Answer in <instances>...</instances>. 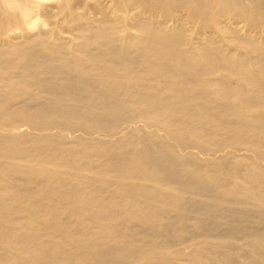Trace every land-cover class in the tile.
<instances>
[{
	"label": "bare ground",
	"instance_id": "bare-ground-1",
	"mask_svg": "<svg viewBox=\"0 0 264 264\" xmlns=\"http://www.w3.org/2000/svg\"><path fill=\"white\" fill-rule=\"evenodd\" d=\"M78 1L0 0V264H264V34L119 16L70 41ZM136 117L155 131L100 137Z\"/></svg>",
	"mask_w": 264,
	"mask_h": 264
},
{
	"label": "rangeland",
	"instance_id": "rangeland-1",
	"mask_svg": "<svg viewBox=\"0 0 264 264\" xmlns=\"http://www.w3.org/2000/svg\"><path fill=\"white\" fill-rule=\"evenodd\" d=\"M40 1L49 2L53 0ZM99 1L105 5L108 12L107 16L95 13V8L100 6L98 3ZM147 4H149V6ZM226 5V0H79L78 3L69 7L63 20L59 21L54 19L56 21L54 26L59 30L60 34L66 36L70 41L71 32H73L75 27L97 29L106 23L117 25L119 23V16H126L129 19V23L136 28L151 27L157 30L170 26H183L190 35L198 37L202 34H211L210 37L215 41L217 37L214 32H216V28H220L224 22L238 25L256 36L264 34V0H244L239 8L235 7V10L231 11V13L228 11L227 14H225L227 10L223 9ZM37 19L44 22L45 25L43 28L46 29L49 26V21L46 17L37 15ZM7 31H9V26L6 24L0 26V33H5ZM230 76L229 73L225 72L224 69L220 67H217L213 72V79H215L221 87L230 89L231 97H235L237 94L233 89V83L237 79L236 77ZM210 96L214 103L212 107L213 114L221 116L225 120L239 119L234 113H224L222 111L220 101L214 93H211ZM133 126L146 127V129L155 131L153 126H147L144 118L136 117L128 119L123 126L120 125L114 130L116 132V134L114 133L115 136L113 134L114 131L111 132L113 135L110 134V136H108V134H101L103 136L98 134L97 136L113 139V137L118 136L117 131H122L120 134H123L127 129ZM23 127L24 126H22V128ZM121 127L123 128L122 130ZM71 132L72 131H70V133L66 130L64 131V133L72 135L84 134L82 132L79 133L80 131ZM86 135L88 134H85V136ZM179 149H181L180 151L182 153L186 151L189 154L197 156L199 159L202 157L209 158V156L212 155V152L203 151L197 145L184 148L185 150L183 148ZM255 159L263 161L257 159V157ZM235 183H238L237 178L235 179ZM195 242L196 244H194V246L195 248L198 246L197 250L203 248V243L199 242L198 239H195L194 243ZM229 244L231 245V243ZM193 255L195 258L198 256L200 257V255L195 252ZM201 259L206 264L212 263L208 256H202Z\"/></svg>",
	"mask_w": 264,
	"mask_h": 264
}]
</instances>
